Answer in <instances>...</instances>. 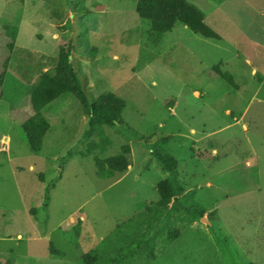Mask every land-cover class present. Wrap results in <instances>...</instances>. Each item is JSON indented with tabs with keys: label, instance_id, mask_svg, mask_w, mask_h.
I'll return each instance as SVG.
<instances>
[{
	"label": "rangeland",
	"instance_id": "obj_1",
	"mask_svg": "<svg viewBox=\"0 0 264 264\" xmlns=\"http://www.w3.org/2000/svg\"><path fill=\"white\" fill-rule=\"evenodd\" d=\"M137 1L0 0V264H264V0H187L222 39L177 24L159 44ZM62 49L88 103L46 112L35 153L22 132L31 87ZM109 93L127 102L123 123L89 115ZM119 154L127 168L98 177L96 158ZM162 181L175 196L153 228ZM175 202L203 214L168 242Z\"/></svg>",
	"mask_w": 264,
	"mask_h": 264
},
{
	"label": "trees",
	"instance_id": "obj_2",
	"mask_svg": "<svg viewBox=\"0 0 264 264\" xmlns=\"http://www.w3.org/2000/svg\"><path fill=\"white\" fill-rule=\"evenodd\" d=\"M224 0H219L218 4ZM136 13L140 18L148 20L151 24L149 37L155 44H159L161 39L167 33L173 31L177 24H182L192 33L202 36L206 39L219 41L221 36L210 27L205 21V13L195 4L187 0H138L136 4ZM8 62V61H7ZM6 65L4 71L0 73V96H2V86L5 78ZM217 75L223 79L231 80L230 75L222 73L218 67ZM70 96H78L82 103L87 105V98L84 89L79 83L76 72L72 69L67 51L61 50L60 56L56 62L53 73H45L39 81L31 87L30 102L33 114L22 124V132L32 152H39L42 148L43 140L50 128L46 112L54 109V105L60 100H65ZM127 107V102L115 94H103L97 101L89 106V115L96 122H121L122 113ZM158 157L162 166L171 174H176L175 158L171 155H162L158 153ZM97 176L100 178H115L117 174L122 173L128 166V159L125 155L119 154L109 157L105 160L96 158ZM160 195L159 205L163 210L156 217L153 228L161 219L162 214H167L168 204L172 202L174 194L172 190L165 184L160 182L157 185ZM176 212L179 213L174 221L166 218L164 223V232L169 234L168 242L175 241L181 234L182 228L177 225V220L194 219L199 214H203V209L198 202L178 203ZM165 212V213H164ZM166 216V215H164ZM152 228V229H153ZM70 231L73 232L72 243L79 247V238L82 233V224L77 223ZM129 249V248H128ZM52 256L64 257L65 253L59 249L51 250Z\"/></svg>",
	"mask_w": 264,
	"mask_h": 264
},
{
	"label": "water",
	"instance_id": "obj_3",
	"mask_svg": "<svg viewBox=\"0 0 264 264\" xmlns=\"http://www.w3.org/2000/svg\"><path fill=\"white\" fill-rule=\"evenodd\" d=\"M202 220L208 222L205 218H202ZM208 223H209V222H208ZM209 224H210V223H209Z\"/></svg>",
	"mask_w": 264,
	"mask_h": 264
},
{
	"label": "bare ground",
	"instance_id": "obj_4",
	"mask_svg": "<svg viewBox=\"0 0 264 264\" xmlns=\"http://www.w3.org/2000/svg\"><path fill=\"white\" fill-rule=\"evenodd\" d=\"M5 140L8 141V138L6 137Z\"/></svg>",
	"mask_w": 264,
	"mask_h": 264
},
{
	"label": "crops",
	"instance_id": "obj_5",
	"mask_svg": "<svg viewBox=\"0 0 264 264\" xmlns=\"http://www.w3.org/2000/svg\"><path fill=\"white\" fill-rule=\"evenodd\" d=\"M244 128H246V127H244ZM6 138V136L4 137V139ZM9 139V138H8Z\"/></svg>",
	"mask_w": 264,
	"mask_h": 264
}]
</instances>
